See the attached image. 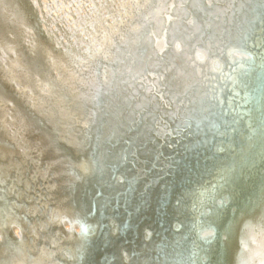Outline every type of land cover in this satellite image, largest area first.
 Listing matches in <instances>:
<instances>
[{
    "label": "bare ground",
    "instance_id": "1",
    "mask_svg": "<svg viewBox=\"0 0 264 264\" xmlns=\"http://www.w3.org/2000/svg\"><path fill=\"white\" fill-rule=\"evenodd\" d=\"M29 1L40 23L42 15H47L48 22L62 17L63 33L72 36V31L82 32L83 27L87 38H81L85 40L80 45L82 51L72 44L53 49L51 41L42 39L32 27L24 0H0V264H49V259L59 253L69 260L75 256V247L88 243L87 234L79 237L63 227L71 221L73 231L82 226L89 205L100 212L102 196L108 194L101 175L109 176L106 163L112 154L111 143L103 144L105 137L101 135L115 131L118 119L131 115L135 105L156 104L147 85L161 88V97L172 105V109L161 112L159 132L169 128L170 119L180 108L190 113L191 103L196 101L199 108V102L204 103L208 96H193L203 80L201 75L198 79V66L191 65V56L184 53L189 42L183 39V50L167 53L177 59L173 73L144 82L140 95L125 97L128 103L123 106L124 97L120 98L97 123L89 124L94 107L102 101V90L107 94L103 96L106 109L112 102L109 86L112 94L121 91L124 96L137 90L134 76L155 60L152 50L163 47L165 39L148 38L141 30L132 32L126 41L110 38L111 29L105 26L110 21L116 24L131 0ZM144 1L152 6L147 18L155 29L161 2L165 1L163 9L172 0H134L131 11L116 26L133 14L139 15L135 8ZM221 1V7L215 9L222 12L223 19L230 17L226 8L239 6L235 0ZM179 2L173 0V4ZM187 2L191 13L174 11L171 36H177L183 25L198 31L201 17L202 25L208 23L205 5L200 0ZM67 11L72 21L70 14H64ZM237 17L234 11L232 18ZM123 31L129 35L127 28ZM104 38L108 40V62L103 66L107 75L100 82L95 77L92 51ZM212 41V37L205 39ZM135 46L143 48L139 58L133 55ZM189 46L193 60L211 75L222 65L224 48L240 45L236 34L214 59L210 56L212 48L200 47L198 38ZM232 55L237 58L242 53ZM86 62L88 66L75 74ZM53 69H57V76L51 74ZM260 98L246 89L238 97L236 108L225 114L221 109L227 96L223 101L208 96V106L198 112H203L204 125L194 118L193 126L200 131L189 144L187 162L163 183L162 192L153 190V194L163 196L156 213L144 209L145 216L139 221L134 218L130 240L109 241L111 235L103 233L101 219L95 246L82 254V264H113L118 250V264H199V259L204 264H264V160L253 162L251 158L255 139L264 140ZM135 128L134 140L145 153L149 124L139 119ZM210 139L212 150L208 151ZM147 155L133 156L132 162ZM157 158L163 170L171 163L163 150ZM235 187L243 189L237 198L232 196ZM171 198L175 201H167ZM106 206L111 210L113 203ZM17 235L19 238H13Z\"/></svg>",
    "mask_w": 264,
    "mask_h": 264
},
{
    "label": "water",
    "instance_id": "2",
    "mask_svg": "<svg viewBox=\"0 0 264 264\" xmlns=\"http://www.w3.org/2000/svg\"><path fill=\"white\" fill-rule=\"evenodd\" d=\"M28 5L31 16H33L32 6L29 0H24ZM203 5H205L207 14L205 19L208 23L202 25L204 19L201 17V26L198 31L191 30L192 27L188 25H183L180 27L177 36H171L172 24L175 22L174 11H181L184 13H188L190 15V7L187 0H180L178 4H173L172 1H168L164 8L162 6L165 1L161 2V9L158 15V26L153 29L149 25L148 14L152 13V6L148 2H143L140 6H136L135 10H139L140 14L135 16H129L125 23H122L120 27H117L116 24L123 19V17L131 11L133 8L134 0H131L130 7L125 10L122 16L118 19V21L112 24L108 28L111 29L110 38H118L120 41H126L132 32L135 31H143L144 35L150 38L154 35L156 38L159 36L164 37L165 45L163 47H156L152 50V56H154L155 60L148 66H146L141 72H139L134 77H146L153 75L156 79H161L164 76H169L170 73H173L172 64L177 60L174 58H169L170 52H176L181 49H184L182 44V40H188L189 44L194 38H198V45L201 47L202 45H207L208 47L220 50L227 43L231 42L236 34H238V43L240 46L238 47H229L226 46L224 48V53L229 54L232 60L222 61L223 73L222 79L216 80L217 76L212 78V81L209 83L200 84V89L193 93V96L197 94H208V96L212 95L214 98H220L221 101L225 100L224 98L227 96L225 103L221 109V112L225 114H229L236 105L238 104V97L243 95V92L246 89H249L254 93L256 97L260 98V105L258 106L260 109H264V0H238L239 6L236 9H231V7L226 8L227 14H230V17H226L223 19L222 12L220 10H216V7H221L222 1H215L213 6H208L206 0H200ZM242 4V6H240ZM234 11L238 13L237 18L234 17ZM35 14V12H34ZM72 16V14H71ZM45 17V15H44ZM56 18V17H55ZM230 19L228 21L227 19ZM57 22H52L55 27L57 25L63 24L62 17L60 19L56 18ZM49 19H43V24L47 26V22ZM37 23V21H36ZM223 23L227 24V26H223ZM75 24V23H74ZM38 27V24L35 25V28ZM60 28L57 27V29ZM125 28L129 30V35L126 36L123 31ZM37 29V28H36ZM61 29V28H60ZM40 33L42 31L37 29ZM62 31V30H61ZM225 35V38L223 36ZM239 36H242L240 38ZM50 37V36H49ZM64 37L67 40L65 35H61L58 37V44L61 45V38ZM212 37V42H205L206 38ZM50 39L54 41L51 37ZM222 42H219V40ZM251 42V46L249 43ZM55 43V42H54ZM108 43V41H107ZM186 48V52H191L192 47ZM57 45V44H56ZM100 45V43H99ZM57 47H59L57 45ZM179 48V49H178ZM107 45L102 48L95 49L92 51V56L96 60V70L95 77L100 82L105 78L106 71L103 66L107 64L108 59L106 56ZM238 52L242 53V55L237 58L232 55V53ZM217 52L214 53L216 56ZM133 55L137 58L143 55V48L141 46H135L133 48ZM169 58V59H167ZM192 59V57L190 58ZM88 66V62H86L85 67H80L75 71V74L79 73L81 70L85 69ZM51 74L54 76L58 75L57 69L50 70ZM49 72V73H50ZM257 81H261L262 83L259 85ZM224 83L226 86H224ZM30 87V86H27ZM103 87V86H102ZM112 86H109L108 94L112 98V102L115 101L116 97L115 93L112 94ZM107 95L105 90L101 91V103L98 108L103 106V96ZM133 94H128L125 97L132 98ZM207 96V97H208ZM207 97L204 100V103H200V107L198 108L196 105V101L191 103L189 106V112L186 113L182 109L175 113V120L171 123L170 133L163 136L162 138L156 139V134L151 133L149 131L146 137V151L142 153L139 148V144L134 140L136 135L135 121L138 120L136 117L131 118L132 126L134 128L133 131L129 133L130 138L133 140L132 148L123 149L116 162L112 163L111 161L115 159V153L113 151L111 156H109V160L107 161V166L109 168V176H104L107 179V188L108 192L118 190L122 186L121 193L117 196V200L121 206V211L123 216L129 218L131 216L132 210V200L136 195L135 191L141 192L140 201L144 200L141 207L145 208L148 199L150 200L151 190L155 188H159V191L162 192L163 183L166 180H169L173 177L174 173L178 170H182L184 167V162L189 158V144L196 138V134L200 131L195 129L193 126L196 121L194 118L198 119L200 122V126H203L205 123V119H203L202 113L198 114L199 110L206 108ZM220 101V102H221ZM111 102V103H112ZM220 102L216 105V108L220 104ZM110 103V104H111ZM108 104V105H110ZM107 105V106H108ZM124 103L122 104V106ZM90 107V106H89ZM95 108L94 109H98ZM127 116V115H125ZM124 117V116H123ZM253 117V116H252ZM129 132V130L127 131ZM107 143L105 141L103 144ZM172 143H175L176 152L168 156L171 159V163L167 166L165 170H163L162 163L157 158L158 154L163 150L165 154H168L172 148ZM207 150H212V140L210 139ZM138 154H148L146 159L144 157L140 158V160L136 162H132V157L137 156ZM253 157L256 160H264V140L255 139L254 142V150ZM148 167V168H147ZM120 175L118 177L117 175ZM119 181V186L117 188H113L109 186V182L111 181ZM179 182V181H176ZM240 185H238L239 187ZM173 189H175V183L173 184ZM236 190V191H235ZM243 189L234 188V193L232 196L237 198ZM239 194V195H238ZM113 193L110 194L112 198ZM169 202L175 201L173 198L167 200ZM121 216V218H123ZM139 218L141 219L143 216L141 212L139 213ZM134 221V215L132 217V222ZM123 222V220H121ZM119 226V222H117V227L114 230V233L117 232ZM103 233L111 235V233L103 226ZM211 261V260H210ZM117 259L114 260L113 264H116ZM199 264H204L199 259ZM206 264H210V262H206Z\"/></svg>",
    "mask_w": 264,
    "mask_h": 264
}]
</instances>
